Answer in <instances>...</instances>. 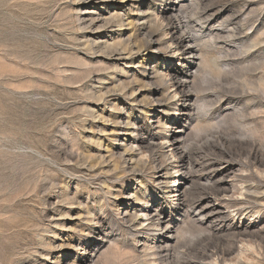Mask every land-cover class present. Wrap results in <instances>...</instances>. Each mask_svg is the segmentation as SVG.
Here are the masks:
<instances>
[{
	"label": "rangeland",
	"instance_id": "374dc122",
	"mask_svg": "<svg viewBox=\"0 0 264 264\" xmlns=\"http://www.w3.org/2000/svg\"><path fill=\"white\" fill-rule=\"evenodd\" d=\"M0 264H264V0H0Z\"/></svg>",
	"mask_w": 264,
	"mask_h": 264
},
{
	"label": "bare ground",
	"instance_id": "6f19581e",
	"mask_svg": "<svg viewBox=\"0 0 264 264\" xmlns=\"http://www.w3.org/2000/svg\"><path fill=\"white\" fill-rule=\"evenodd\" d=\"M181 36H183V35H181ZM175 37L176 38V43H177V45L179 44L180 46H181V44L182 43H184L185 42V36L184 37ZM174 39V38H173ZM187 46V45H186ZM167 48V47H166ZM165 47L163 48V49H166ZM168 49V48H167ZM161 51H163V50H161ZM187 51H189V52H193V47H189V49L187 48V49H184V51L182 52L183 54H187L188 52ZM152 68H153V66H152ZM158 69V68H157ZM156 71V70H155ZM158 72H160V71H158ZM156 73H154V75H155ZM154 77H156V76H154ZM186 77V76H185ZM175 79V78H174ZM177 80H178V78H177ZM173 82H174V80H173ZM184 82L185 81H183V82H181V80L180 81H176L175 82V84L177 85V86H179V87H183L185 84H184ZM175 85V86H176ZM181 89H183V88H181ZM166 176V175H165ZM166 178H167V176H166Z\"/></svg>",
	"mask_w": 264,
	"mask_h": 264
}]
</instances>
